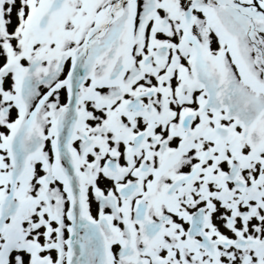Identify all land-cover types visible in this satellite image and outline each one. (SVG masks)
Here are the masks:
<instances>
[{"label":"snow or ice","instance_id":"snow-or-ice-1","mask_svg":"<svg viewBox=\"0 0 264 264\" xmlns=\"http://www.w3.org/2000/svg\"><path fill=\"white\" fill-rule=\"evenodd\" d=\"M0 264H264V0H0Z\"/></svg>","mask_w":264,"mask_h":264}]
</instances>
